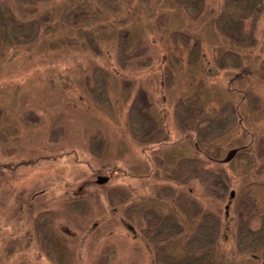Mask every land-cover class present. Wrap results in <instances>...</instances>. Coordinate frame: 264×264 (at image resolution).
I'll list each match as a JSON object with an SVG mask.
<instances>
[{"label": "rangeland", "instance_id": "1", "mask_svg": "<svg viewBox=\"0 0 264 264\" xmlns=\"http://www.w3.org/2000/svg\"><path fill=\"white\" fill-rule=\"evenodd\" d=\"M29 1L41 2L39 31L0 50V264H183L188 248L212 264H264L247 234L264 218V154L246 146L263 124L215 132L221 117H209L239 99L225 88L248 63L247 0H207L224 1L216 22L202 0L185 3L191 18L184 0H111L93 17L86 0ZM200 220L217 241L188 247Z\"/></svg>", "mask_w": 264, "mask_h": 264}, {"label": "trees", "instance_id": "2", "mask_svg": "<svg viewBox=\"0 0 264 264\" xmlns=\"http://www.w3.org/2000/svg\"><path fill=\"white\" fill-rule=\"evenodd\" d=\"M45 1H50V0H45ZM261 1L263 0H247L248 6H249L248 15L252 13L250 16H252L253 19H256V21H255V26L252 29V34H251V39H250L251 43H249L247 47L248 50L246 48L243 52H244V55H247L249 53H250L249 55L253 54L254 60L252 63L250 61L249 55L247 57L249 65L251 66L253 64V66L250 67L248 63H246V66L243 67V69L241 68L242 70H239V68L237 70V68H235V73H233V75L229 77L228 87L225 88L228 96L231 97V95H237L239 99L236 101L234 109H230V111H228V108H225L222 111V107H221L220 112H217L218 110L217 111L210 110V112H214V114L210 115L209 117L211 121L215 117L217 118L221 117L219 118L220 120L216 122L217 125L215 124L216 126H214L215 132L218 129L223 130L226 125H230L229 128L235 125L236 128L240 132L241 130H243L242 128H245L244 127L245 118L253 117L256 122H260V124L261 125L263 124V125L261 127L259 126L260 127L259 129L255 128L253 131H250L251 138L248 144H246V146L249 147V146H252L254 143H257L255 144L257 146V151H259L261 154H264V27H260V23L264 22V11L263 13L259 12L260 14H258V16L257 14H253L252 12L253 7L255 8V6L257 5L261 6L260 11L264 10V4ZM177 2H179V0H175V3ZM186 2H188V0H184L181 3V5H183L184 12L178 11V14H184L188 18H191L189 16L190 9L188 8V4H185ZM111 3H112L111 0H86L85 4H88L87 6L89 8H92L91 13L93 14L91 15V17H93L95 15H99V16L103 15L102 11L104 9L103 7L104 4H106L107 9H108ZM39 4L41 5V2H37V1L35 2V1H29V0H0V39H3V40H0V50L10 44H17L22 41L23 43H26V38H23V37H26V35L31 36L32 34L37 33L39 31L41 20L39 21L36 18L37 17L36 11H37V8L39 7ZM207 5L209 8L211 3L207 2V0H204V1L202 0L201 10L203 12L200 11L199 14L203 13L202 15H206L208 22H210L211 20H214L216 22L219 15L222 13L223 9L225 8V7L223 8L224 1L221 4H217V5L212 4L211 9L209 11H208ZM76 6L78 7L80 5L76 4ZM80 11L84 12V10H80ZM124 11H126L125 7H124ZM28 12L31 14H29ZM104 15H106V13ZM101 20L107 21L108 19L107 17H105L103 19H100V22ZM94 21H96V23L98 22L97 19H95ZM222 22H219V23L221 24ZM82 31H85V28L76 29L74 31V33H76L75 37H77V35H80ZM88 31L89 30H87V33H89ZM67 39L72 40L73 38L67 37ZM177 43H180L179 40ZM183 45H185V42L183 43ZM14 47L15 46H13V49ZM183 47L184 46H182V48ZM142 50H144L143 53L136 52L135 50L136 52L135 59H137L138 63H141V58L145 57V55H147L146 58L148 59V56H151L152 54L148 52V47H144V49ZM236 51H237V54H236ZM236 51H234L235 53L233 54L235 55L233 56H235V58H237L240 63V60L242 59L241 58L242 53L237 49ZM3 53L5 54V51ZM163 53L166 55L165 58H167L168 55L165 52ZM173 57H177V56L173 55ZM228 57L229 56H226L225 60H227ZM128 58H124V60L127 61ZM109 62H110V66L114 65V62H111V61ZM159 62L164 63L165 59L161 57V59H159ZM148 64L150 65V63ZM214 64L217 69H219V66L223 67L220 64L216 65L215 62ZM149 65H146V66H149ZM228 66H231V65H228ZM214 71L216 70L214 69ZM210 73L213 74L214 72L211 71ZM202 79L203 78H200L199 80H197L198 86L195 87L196 88L195 92L198 95L202 91V88H203ZM231 82H234L233 86L230 85ZM260 90L262 91L263 94L260 93ZM232 97H235V96H232ZM227 100L232 102V104L233 102H235L234 99L233 100L227 99ZM243 105H247L246 106L248 107L246 108L247 110L245 109L243 110ZM236 116H238V118H236ZM213 125L214 124L212 122L209 124V126L211 127H213ZM219 125H222L221 128L219 127ZM242 134H244V132H242ZM223 187L224 186L222 185V188ZM202 222L208 223L209 221L200 220L199 223H202ZM255 230L256 232L254 231L253 232L254 234L252 233L251 228L247 230V234L250 236V238H248L249 242L251 243V245L253 244L256 245L255 247L258 248V250L260 249L262 255H264V244H263L264 243V218H262L259 221L258 227L256 226ZM197 236H198V239H202V238L204 239V237H202L200 234H198ZM205 238L206 239L212 238L211 234L209 236H206ZM238 246L239 248L242 247L243 241L242 243L240 242L237 244V248ZM207 254H209V252ZM250 255L249 256L253 258H256L258 256L257 254L255 255L254 253ZM206 264H212V263L210 261H207ZM239 264H242V262H239Z\"/></svg>", "mask_w": 264, "mask_h": 264}, {"label": "flooded vegetation", "instance_id": "3", "mask_svg": "<svg viewBox=\"0 0 264 264\" xmlns=\"http://www.w3.org/2000/svg\"><path fill=\"white\" fill-rule=\"evenodd\" d=\"M148 98V97H147ZM155 102H157V100L155 101ZM188 135V138H189V132H187V133H183V136L185 137V136H187ZM182 140H183V138H182ZM160 142H162V141H160ZM160 142H157V143H154L151 147H149L148 148V150L151 152L150 154H149V156H150V160L151 161H154L155 162V160H157L158 159V156H159V150H161L162 148H160V147H163V143L161 144V146H160ZM178 142H180V139H178ZM159 143V144H158ZM143 142H141V144L140 145H142L143 146ZM155 145V147H153ZM194 146H196V144L194 145ZM99 177L97 176L96 177V182H98L99 183ZM200 225H199V228L197 229L198 231V233H196V235H198V234H200L202 237L204 236V239L202 238V239H198V238H195V240H188L189 242H188V247H191L192 245H193V243H195L196 242V244H195V246L197 247H207V246H209L210 245V243H212V242H215V241H217V239H213V238H211V239H206L205 238V236H206V230L208 229V226H207V224L208 223H199ZM257 227H258V224H257ZM252 229V233L255 231L256 232V226L255 227H252L251 228ZM195 230V229H194ZM184 232H182V234H181V236L180 237H182V235H184V236H186V239H188L187 237H189V230H183ZM177 233H179L180 234V230H179V232H177ZM254 234V233H253ZM169 235H170V233H169ZM174 236H175V234H171V238L173 237L174 238ZM175 238H177V237H175ZM192 237H190L189 239H191ZM187 243V242H186ZM192 244V245H191ZM194 246V247H195ZM191 250V248H188V255L187 256H185L186 258H185V260H183V264H206V262H207V258H208V256H209V254H207L208 253V251L206 250H204L203 252H201V250H200V252H199V255L198 256H194V252L195 251H190ZM194 256V257H193ZM173 259H170V263H172L173 264V261L175 262H177V259H175L174 257H172ZM204 261V262H203ZM178 262H180V261H178Z\"/></svg>", "mask_w": 264, "mask_h": 264}, {"label": "water", "instance_id": "4", "mask_svg": "<svg viewBox=\"0 0 264 264\" xmlns=\"http://www.w3.org/2000/svg\"><path fill=\"white\" fill-rule=\"evenodd\" d=\"M237 151H238V147H234V148L229 149L226 152L225 156L222 158V161H224V162L229 161L230 159H232L235 156ZM98 177H99V180H98L99 182L105 181L107 178L106 176H98Z\"/></svg>", "mask_w": 264, "mask_h": 264}]
</instances>
